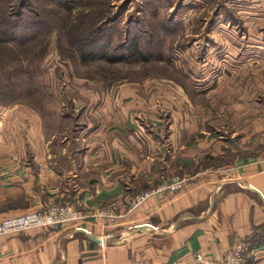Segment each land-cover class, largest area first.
<instances>
[{
  "label": "crops",
  "instance_id": "obj_1",
  "mask_svg": "<svg viewBox=\"0 0 264 264\" xmlns=\"http://www.w3.org/2000/svg\"><path fill=\"white\" fill-rule=\"evenodd\" d=\"M73 92L69 136L47 137L26 105L4 107L0 221L57 203L81 218L0 235V264H197V253L217 263L240 241L245 264H264V149L239 152L238 132L222 135L221 120L208 132L153 79Z\"/></svg>",
  "mask_w": 264,
  "mask_h": 264
},
{
  "label": "rangeland",
  "instance_id": "obj_2",
  "mask_svg": "<svg viewBox=\"0 0 264 264\" xmlns=\"http://www.w3.org/2000/svg\"><path fill=\"white\" fill-rule=\"evenodd\" d=\"M148 79L264 149V0H0V119L23 104L69 136L73 90Z\"/></svg>",
  "mask_w": 264,
  "mask_h": 264
},
{
  "label": "built area",
  "instance_id": "obj_3",
  "mask_svg": "<svg viewBox=\"0 0 264 264\" xmlns=\"http://www.w3.org/2000/svg\"><path fill=\"white\" fill-rule=\"evenodd\" d=\"M185 179H179L166 187L156 190L160 195L163 189L180 190L185 185ZM153 192H146L139 196L134 205L140 204L147 199ZM96 216H108L106 211H99ZM81 218L77 207L73 204H53L44 210L32 211L16 216L4 218L0 221V235L21 233L37 227H59ZM248 245L244 241L236 244L229 256L222 262L213 263L202 253L195 254L197 264H245Z\"/></svg>",
  "mask_w": 264,
  "mask_h": 264
},
{
  "label": "trees",
  "instance_id": "obj_4",
  "mask_svg": "<svg viewBox=\"0 0 264 264\" xmlns=\"http://www.w3.org/2000/svg\"><path fill=\"white\" fill-rule=\"evenodd\" d=\"M152 39H153V38H152ZM152 41H153V40H152ZM151 43H152V42H151ZM153 44H156V43H153ZM153 46H154V45H153ZM135 50L138 51V50H137V47L135 48Z\"/></svg>",
  "mask_w": 264,
  "mask_h": 264
}]
</instances>
